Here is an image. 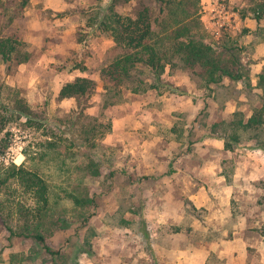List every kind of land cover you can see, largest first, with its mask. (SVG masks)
<instances>
[{
  "label": "rangeland",
  "instance_id": "obj_1",
  "mask_svg": "<svg viewBox=\"0 0 264 264\" xmlns=\"http://www.w3.org/2000/svg\"><path fill=\"white\" fill-rule=\"evenodd\" d=\"M112 1L30 0L19 14L13 0H0V31H21L31 54L25 63L0 64V104L23 101L31 113L16 115L0 134V174L12 165L42 167L47 140L60 141L63 133L78 139L86 130L96 144L92 159L101 161L99 177L74 171L89 161L81 147L72 149L70 172L54 162L42 167L58 196L45 235L63 250L59 264H264V147L247 139L226 150L211 134L220 118L231 121L241 111L248 120L261 107L264 21L256 20L257 1L200 0L195 18L218 52L236 49L251 89L229 80L225 88H208L196 74L168 66L162 77L168 87L143 95L124 90L122 102L104 108L101 69L115 43L98 22ZM144 7L153 17L162 13L155 0H130L117 11L135 17ZM77 78L96 84L83 113L77 99H60L61 88ZM120 169L151 179L131 184ZM78 187L95 197L94 205L77 208L66 198L63 189ZM35 205L17 181L0 187V264L16 253L29 258L26 264H52L35 240L12 237L6 228L20 229L28 220L22 210Z\"/></svg>",
  "mask_w": 264,
  "mask_h": 264
},
{
  "label": "trees",
  "instance_id": "obj_2",
  "mask_svg": "<svg viewBox=\"0 0 264 264\" xmlns=\"http://www.w3.org/2000/svg\"><path fill=\"white\" fill-rule=\"evenodd\" d=\"M13 1L19 14H22L30 3V0ZM128 1L130 0H113L98 22V30L112 38L115 43L101 69L106 91L103 99L104 108L122 102L124 90L143 95L151 90L161 91L168 87L162 80L168 66L172 71L180 68L196 74L208 88L213 86L225 88L222 85L225 80H229L231 84L242 82L249 89L252 88L250 73L242 65L236 49L225 46L221 52H218L214 41L196 28L195 18L199 11L200 0H155L156 5L162 7L159 17H153L147 7L139 11L135 17L119 13L117 7ZM252 1H257L253 10L258 13L256 20L261 24L264 21V0ZM246 17L247 15L244 14L242 18ZM30 57L28 45L21 31H0L1 65L25 63ZM83 71L86 69L83 68ZM95 86V82L90 78H77L61 88L60 99H77L83 113V106L87 104L86 97L92 94ZM256 88L261 90V94L258 95L261 107L255 108L248 120L243 112L237 111L231 121L220 118L211 127V134L224 140L226 150L235 149L247 139H258L257 147H264V142L259 139V134L264 130V68L259 75ZM20 114L28 118L31 115L28 105L23 101L17 106L0 104V134L14 121V117ZM77 116L79 115H76L75 119L79 120L80 117ZM85 133L86 130L78 139L70 140L64 137L63 133L60 135V141L54 137L47 140L42 145L39 158L42 167L54 162L61 173L70 172L68 160L71 155L76 156V153H72V149L74 146L81 147L89 161L84 166H76L74 171L84 178L99 177L101 161L92 159L96 156V144H91ZM8 137L9 133L6 134L7 139ZM75 140L82 141L83 144H78ZM4 147L8 148L7 145ZM42 167H38V164H34L31 168L25 165H12L0 174V187L15 180L26 192L34 195L36 202L35 207L22 210H26L28 220L20 229H15L11 225H6V228L12 237L24 236L35 240L51 257L52 264H59L64 257L63 250H55L49 246L45 235L48 226L46 219L52 210V198L57 195ZM119 171L126 175L122 169ZM170 173H175L172 167ZM127 179L131 184H137L150 180L151 177L134 179L132 176H127ZM63 192L77 208L95 204V197L90 193L82 194L80 187L78 190L63 189ZM90 218L87 217L81 227L86 226ZM59 222L60 220L56 221L53 226H57ZM28 259L24 253L12 254L10 264H26Z\"/></svg>",
  "mask_w": 264,
  "mask_h": 264
},
{
  "label": "built area",
  "instance_id": "obj_3",
  "mask_svg": "<svg viewBox=\"0 0 264 264\" xmlns=\"http://www.w3.org/2000/svg\"><path fill=\"white\" fill-rule=\"evenodd\" d=\"M258 14V13H257Z\"/></svg>",
  "mask_w": 264,
  "mask_h": 264
}]
</instances>
